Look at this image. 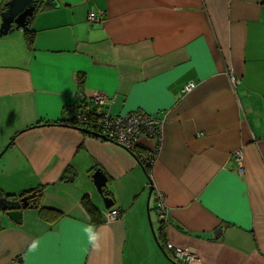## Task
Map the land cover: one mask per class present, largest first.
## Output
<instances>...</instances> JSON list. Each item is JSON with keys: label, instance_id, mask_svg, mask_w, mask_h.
I'll return each instance as SVG.
<instances>
[{"label": "crops", "instance_id": "crops-1", "mask_svg": "<svg viewBox=\"0 0 264 264\" xmlns=\"http://www.w3.org/2000/svg\"><path fill=\"white\" fill-rule=\"evenodd\" d=\"M55 1L0 37V197L36 191L0 215V264H264V0ZM96 92L161 121L148 166L153 140L133 154L71 122Z\"/></svg>", "mask_w": 264, "mask_h": 264}, {"label": "built area", "instance_id": "built-area-1", "mask_svg": "<svg viewBox=\"0 0 264 264\" xmlns=\"http://www.w3.org/2000/svg\"><path fill=\"white\" fill-rule=\"evenodd\" d=\"M89 21L98 20L94 13L88 14ZM195 87V82L191 81L184 85L183 91L189 92ZM107 101V97L101 93H94L90 103L80 107L68 105L65 112L69 114L73 124L86 130L95 132L99 136L118 145L128 152L135 154L136 148L144 139L153 140L155 145L150 153L142 157L143 166H148L156 157L160 142L162 140V123L159 119L140 111H133L125 115H112L103 110L102 106ZM238 170L243 171L241 152L234 153ZM159 212L164 213L162 203L157 205ZM117 214L116 211L108 212L107 216L112 219ZM174 259L189 262L194 259V254L181 249L172 251Z\"/></svg>", "mask_w": 264, "mask_h": 264}, {"label": "water", "instance_id": "water-1", "mask_svg": "<svg viewBox=\"0 0 264 264\" xmlns=\"http://www.w3.org/2000/svg\"><path fill=\"white\" fill-rule=\"evenodd\" d=\"M57 6L55 0H3L0 12V37L11 34L13 31L27 27L29 18L40 4ZM80 129V128H78ZM93 135H97L86 129H80ZM98 136V135H97ZM93 184L97 193L103 198L105 208H109L111 203L109 199L104 197V188L106 186V177L100 169L95 170L92 174ZM151 192V191H150ZM36 191L29 195H6L0 197V212L9 220L18 222L21 217L22 210L30 208V199L34 198ZM219 230H216L218 233Z\"/></svg>", "mask_w": 264, "mask_h": 264}, {"label": "clouds", "instance_id": "clouds-1", "mask_svg": "<svg viewBox=\"0 0 264 264\" xmlns=\"http://www.w3.org/2000/svg\"><path fill=\"white\" fill-rule=\"evenodd\" d=\"M84 231L87 234V241H88V243L91 244L94 248H98L99 245L97 244V236L93 232L92 227L89 226V227L85 228ZM36 247H37V244L36 243H33L31 245V249L30 250H34Z\"/></svg>", "mask_w": 264, "mask_h": 264}, {"label": "trees", "instance_id": "trees-1", "mask_svg": "<svg viewBox=\"0 0 264 264\" xmlns=\"http://www.w3.org/2000/svg\"><path fill=\"white\" fill-rule=\"evenodd\" d=\"M32 34H33L32 30L31 31L29 30V31L26 32V35H27V38H28L29 42L31 41ZM83 206H84L85 210L87 211V213L90 216H92L94 214L95 209H94V207L92 205H90L89 203L85 202V203H83ZM41 212H43V211H41Z\"/></svg>", "mask_w": 264, "mask_h": 264}, {"label": "bare ground", "instance_id": "bare-ground-1", "mask_svg": "<svg viewBox=\"0 0 264 264\" xmlns=\"http://www.w3.org/2000/svg\"><path fill=\"white\" fill-rule=\"evenodd\" d=\"M22 196H25V195H22ZM0 215H1V212H0Z\"/></svg>", "mask_w": 264, "mask_h": 264}]
</instances>
